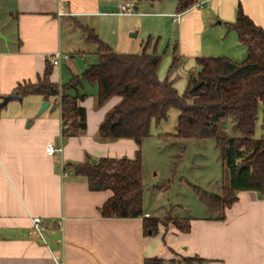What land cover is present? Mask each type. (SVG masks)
<instances>
[{"label":"crops","instance_id":"obj_1","mask_svg":"<svg viewBox=\"0 0 264 264\" xmlns=\"http://www.w3.org/2000/svg\"><path fill=\"white\" fill-rule=\"evenodd\" d=\"M126 1L0 0V104L19 85L43 77L47 61L57 51L70 55L66 67L77 74L71 60L77 54L96 56V49L73 22L91 28L110 45L111 21L128 16L120 10ZM173 3L177 8V0ZM239 5L264 30V0H198L184 13H174L170 6L167 14L175 25L180 57L244 61L247 50L228 27L235 22ZM63 71L62 66L54 67L51 81L67 82L70 78H61ZM93 87L89 91L85 84L80 89L87 96L81 103L87 111V129L77 137L62 138L55 99L29 96L0 107V264H144L150 259L161 264H264V194L238 192L223 220L191 217L188 233L159 224L150 234L143 218L102 216L109 191H91L84 177L66 168L69 175L63 177L62 168L68 164L134 160L140 151L132 139L99 136L101 124L121 99L113 97L98 107ZM45 101L50 107L38 116ZM53 144L62 145V155H48ZM37 217L42 219V234L32 233Z\"/></svg>","mask_w":264,"mask_h":264},{"label":"trees","instance_id":"obj_2","mask_svg":"<svg viewBox=\"0 0 264 264\" xmlns=\"http://www.w3.org/2000/svg\"><path fill=\"white\" fill-rule=\"evenodd\" d=\"M151 3L164 0H139ZM198 0H177V13H184ZM96 45L97 62L80 74H72L65 83L51 81L54 66L47 61L43 77L36 83L19 85L12 95L23 98L42 96L55 99L60 107L62 138L77 137L87 129V111L80 93L85 83L97 87V106L113 97L121 101L106 116L99 129L104 140L132 139L139 146L151 135V125L166 120L171 109L180 112L177 135L180 138L214 139L221 152L228 183L222 193L196 188V195L208 210L224 211L237 201V193L255 191L264 194V30L238 6L235 22L228 27L237 32L247 50V58L236 62L228 57H199L200 71L190 78L187 90L180 94L169 78L160 79L161 57L150 53L152 37L140 54L117 53L94 30L77 22ZM174 59L172 67L177 64ZM263 115V136L255 139L259 114ZM68 164L65 168L84 177L93 192L109 191L111 197L100 209L104 218L144 219L146 233H156L161 218L146 217L143 207L144 178L141 153L134 160L103 158L92 163ZM240 168V169H239ZM184 233L190 232L189 218L169 217L168 223ZM159 259L144 264H161Z\"/></svg>","mask_w":264,"mask_h":264},{"label":"rangeland","instance_id":"obj_3","mask_svg":"<svg viewBox=\"0 0 264 264\" xmlns=\"http://www.w3.org/2000/svg\"><path fill=\"white\" fill-rule=\"evenodd\" d=\"M173 1L175 2V0H164L152 6L147 1L138 3L136 0H127L126 2L138 7V10L131 15L121 17L116 23L111 21L110 45L117 53L140 54L143 51L141 44L152 36L149 52H155L161 57L159 78H169L177 91L184 94L191 76L197 74L200 68L196 60L190 61L180 57L175 40V25L167 14L170 6L174 8V13L176 12ZM73 24L80 29L76 21ZM103 27L105 28L104 25ZM135 33H138V36L132 37L131 34ZM85 35L87 37L86 33ZM128 44L134 46L132 50ZM91 45L96 49V45L92 43ZM175 58L181 65L175 64L172 67ZM71 61L74 63L75 72L80 74L97 62V56L91 53L77 54ZM66 63L62 64L64 71L61 78L72 77ZM85 84L90 91L92 86ZM179 115V110L174 108L169 111L166 120L159 124L153 121L151 135L140 144L144 178V211L149 212L152 218H161L163 225L168 223V218L171 216L218 217L220 212L208 210L196 195L195 189L200 188L209 193L220 194L223 186L228 183L221 152L214 139H183L176 136ZM262 125L263 115L260 112L255 127V139L263 136Z\"/></svg>","mask_w":264,"mask_h":264},{"label":"built area","instance_id":"obj_4","mask_svg":"<svg viewBox=\"0 0 264 264\" xmlns=\"http://www.w3.org/2000/svg\"><path fill=\"white\" fill-rule=\"evenodd\" d=\"M121 14L122 15H131L135 12V6L131 2H126L121 5L120 7ZM70 61V55L66 54L62 51H57L51 56V62L54 67H60L62 66L63 62H69ZM47 153L50 156H60L63 153V147L61 144H53L48 147ZM62 175L63 177H67L69 175V172L66 171L65 167L62 168ZM149 214H146V217H149ZM44 231L43 223L41 218H34L32 221V233L33 234H42ZM56 259L59 258L56 256ZM59 261V260H58ZM60 264H64L61 263Z\"/></svg>","mask_w":264,"mask_h":264},{"label":"water","instance_id":"obj_5","mask_svg":"<svg viewBox=\"0 0 264 264\" xmlns=\"http://www.w3.org/2000/svg\"><path fill=\"white\" fill-rule=\"evenodd\" d=\"M138 7H135V10H137ZM133 37H136L137 34H132ZM22 100V97L20 96H14V95H11V96H7L3 99V102L0 104V107H4L6 105H8L11 101H14V100ZM50 107V102L48 101H45L42 103V106H41V109L39 110L38 112V116L42 115L43 112H45L48 108ZM56 109V107H53L52 110L54 111ZM93 164L96 163V160H93L92 161ZM240 169V168H239ZM150 234L152 233L151 231L149 232Z\"/></svg>","mask_w":264,"mask_h":264}]
</instances>
